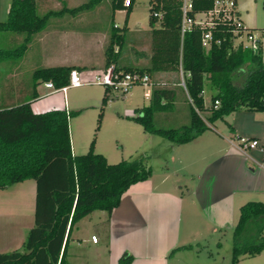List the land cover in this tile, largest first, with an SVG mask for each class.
I'll return each mask as SVG.
<instances>
[{"label": "trees", "instance_id": "obj_1", "mask_svg": "<svg viewBox=\"0 0 264 264\" xmlns=\"http://www.w3.org/2000/svg\"><path fill=\"white\" fill-rule=\"evenodd\" d=\"M99 1L85 0L68 7L65 0H59L58 8L47 7L39 13L37 8L41 0H10L6 16L0 20V31L22 33V38L15 47L0 46V60L18 58L31 35L41 30L49 17L75 13L93 7ZM147 1L149 28L145 34L149 53L146 64L119 63L133 0H129L128 5H124L123 0H108L111 16L116 9H124V16L121 26L114 24L111 17L102 66L113 63L115 69L148 75L155 71L176 73L174 86H152L148 103L140 107L141 113L129 116L141 125L142 130L178 144L212 127V122L233 110L264 112V61L258 38L256 49L244 46L240 41L234 44V24L217 17L212 19L211 27L192 23L181 33V0ZM214 1L191 0L187 14L193 17L198 12H206L212 9ZM231 1L235 4V0ZM261 7L264 11V0H261ZM153 11L159 12L160 16L152 15ZM234 13L237 15L236 10ZM207 29L211 37L209 45L204 47L201 36ZM73 67L56 64L33 68L29 96L0 107V188L27 178L34 180L33 223L27 229L20 249L0 252V264H68L66 248L75 222L94 210L109 214L131 183L145 179L151 173V166L142 155L108 162L103 154L93 151V138L85 152L72 153L68 118L78 110L51 107L35 112L31 109L29 99L36 97L33 87L37 80H51L55 87H60L66 84L68 71ZM180 72L183 85L179 84ZM204 84L211 90L207 106L202 97ZM109 89L103 86L101 104L105 103ZM178 92L188 106L187 122L177 126L154 124V112L173 110ZM204 110L207 113L201 114ZM100 117L101 111L96 128ZM263 221V201L247 200L239 205L231 229L228 264H237L241 255L252 256L263 248ZM131 259L132 255L123 251L117 260L119 264H128Z\"/></svg>", "mask_w": 264, "mask_h": 264}, {"label": "crops", "instance_id": "obj_2", "mask_svg": "<svg viewBox=\"0 0 264 264\" xmlns=\"http://www.w3.org/2000/svg\"><path fill=\"white\" fill-rule=\"evenodd\" d=\"M9 1L5 6V16ZM48 1L41 0V4H45L44 7H46ZM67 1L65 0V4L68 7L78 4H68ZM260 1L235 0L234 9L243 26L255 29L254 31L251 29L250 33L252 35L254 33V37L260 40L264 61V26H258L254 22L257 12L260 11ZM91 8L75 13L65 12L61 14L64 15L65 21H56L57 24L49 27L50 29L47 28L48 24L43 27L41 36H52L60 41L66 50L77 42L80 47L86 48L87 45L90 52L95 51L93 56L79 57L75 49L70 53L71 55L63 56L62 62L56 64L73 65V68H86L90 65L95 68L94 71L102 68L103 46L107 40L109 28L107 29L105 24L96 28L92 21L82 24L77 20L70 21ZM118 10L124 9L114 10L111 17ZM200 15H202L201 12L196 14V16ZM126 25L129 28L127 20ZM122 51L121 49L119 63L141 65L128 61L122 55ZM19 68H13L6 73V78L11 80L7 79L5 83H2V79L0 80V107L15 104L26 99L30 94L31 81L30 83L22 82L21 78L15 77L14 71L20 70ZM83 68L76 69L82 73L80 69ZM32 69L33 67L30 68V73ZM161 72L169 71H155L152 74ZM44 81L46 80H37L34 85L36 97L38 96L37 86L40 83L44 90L42 95H49L59 90L50 91V88L44 85ZM59 91L62 92L63 98L64 91ZM210 92L211 90L204 84L202 97L205 106L209 104L207 101ZM36 97L30 98L29 102ZM131 112L127 110L123 115L129 116ZM229 114H233L229 123L231 129L218 128L214 125L194 138L177 144L182 147L170 145V160L177 159L179 168H186V172L190 175L189 180L183 183V191L180 192L174 166L173 168L165 166V169L157 171L151 169L147 178L131 183L121 193L118 203L109 214L104 210H94L78 219L76 222L80 220L89 225L91 231L89 237L87 234L72 236L73 228L71 229L66 248L68 264H119L117 259L123 251L132 255L128 264H190L183 252L184 249H190L188 239L192 240L195 235L192 230L181 231L182 216L185 220L187 218L184 215L186 214L184 209L185 212L187 210L193 212V216L190 215L192 218L198 215L204 225L215 230L224 225H231L234 212L238 214V207L246 201V195H264V162H261L260 151L256 147L242 151L236 146L237 136L261 137L260 135L264 136V132L259 134L260 132L254 130L249 124L238 121L236 117L238 115H235L239 114L237 110L223 115L221 119ZM71 145L70 140V148ZM175 148L179 150L175 151ZM71 152L74 153L72 148ZM262 201L264 202V199ZM33 205V179L27 178L0 188V252L20 246L27 229L33 223ZM91 234L96 235V241H91ZM87 248L91 250L90 255L85 254Z\"/></svg>", "mask_w": 264, "mask_h": 264}, {"label": "rangeland", "instance_id": "obj_3", "mask_svg": "<svg viewBox=\"0 0 264 264\" xmlns=\"http://www.w3.org/2000/svg\"><path fill=\"white\" fill-rule=\"evenodd\" d=\"M8 0H0V20L5 18V6ZM85 0H68V4H77ZM42 5V6H41ZM37 11L43 12L47 7L57 8L60 6L59 1L49 0L48 5L41 4ZM69 16L68 14H65ZM148 15V1L147 0H133L132 8L129 12L127 24L128 30L124 34L121 49L122 55L132 63L144 64L147 61L149 53L148 37L144 30L149 28L147 22ZM124 10H118L114 13L112 21L118 26L123 23ZM58 15L48 18L46 24L47 28L53 27L57 24L56 21H65L64 15L59 18ZM198 19H207L208 14L196 16ZM78 22L86 23L92 21L96 28L106 25L110 28L109 21L111 20V10L109 9L108 0H100L91 9L79 14L78 18L70 19ZM255 24L264 26V11L261 7L256 14ZM157 24V21L155 22ZM43 29V28H42ZM33 33L24 49L23 53L17 58H6L0 60V80L2 83L11 80L6 78L8 71L13 68L20 67L18 71H14L16 78H21L22 82L30 83V68L35 66L50 65L62 62L63 56H69L75 49L78 51V56L89 55L93 56L94 52H90L87 45L80 47L76 44L69 47L67 50L63 48L61 42L52 36H41L42 31ZM46 29V28H45ZM254 31L255 29L252 28ZM257 30V29H256ZM261 33V32H260ZM107 34V33H106ZM257 35H260L259 32ZM253 33V37H254ZM11 36V38H10ZM22 38V33H14L10 31H0V46L12 48L15 47ZM243 42V35L234 36L233 43L236 44L239 40ZM133 40V41H131ZM138 41L137 43H134ZM84 44H82L83 46ZM85 46V45H84ZM78 47V48H77ZM76 55V54H72ZM264 57V51H263ZM81 60V59H79ZM79 62V61H78ZM83 77L91 75L95 68L90 65L86 68L80 69ZM177 75L173 71L154 73L149 75V80L152 86H174L173 81L176 80ZM207 83V82H206ZM207 87V85H206ZM102 84H81L78 86L67 87L63 92L56 91L49 95H42L44 92L42 83L37 86L38 96L32 101L31 109L35 112L43 111L51 107H65L70 110H78L75 114L68 118L69 137L72 141L71 148L74 153L85 152L88 148L89 141L93 138V151L103 154L108 162H115L121 158H133L139 155L151 166V169L157 171L165 169V166L176 168L178 184H180V192L184 190V184L189 180V173L186 168H179L177 159L170 160V145L173 147H182L170 142L168 139L151 132L142 130L141 125L134 121L129 116L140 114V107L148 103V97L142 96L144 89L143 84H133L127 92L121 93L117 88L108 90L107 99L104 104H101L100 98L102 93ZM41 94V95H40ZM206 99L208 93H205ZM25 96V95H24ZM23 98V97H21ZM207 101V100H206ZM209 103V100L207 101ZM100 105L102 107L100 108ZM173 110L156 111L153 114V122L160 126H177L181 123H186L188 120V106L182 95L178 92L174 100ZM131 110V115L125 116L124 112ZM101 111L99 119V126L95 129L97 124L98 113ZM239 114L236 116L238 121L244 124H249L259 134L264 132V112L238 109ZM201 114H206L207 111H200ZM229 114L223 119H216L211 124L218 128L226 129L227 123H231V116ZM261 137L263 135H260ZM178 151L179 148H175ZM191 174V173H190ZM31 179V178H30ZM247 200H263L264 195H246ZM245 202V201H244ZM189 211V212H188ZM238 212V211H237ZM181 221V231L192 230V240L190 242V249L185 250L184 254L187 256L190 264H228L229 251L231 242V229L236 220L237 213L234 212L231 225H224L218 229L211 230L208 225H204L203 220L198 215L192 218L193 212L187 210ZM196 213L194 212V216ZM264 223V221H263ZM72 236H81L89 233L91 228L83 222H76L72 227ZM79 228V230H78ZM246 231H249L248 229ZM264 233V225H263ZM188 244V243H187ZM20 249V246L17 247ZM83 250V249H82ZM84 252V251H83ZM90 255L91 250L86 249L85 254ZM237 264H264V246L255 255H241Z\"/></svg>", "mask_w": 264, "mask_h": 264}, {"label": "built area", "instance_id": "obj_4", "mask_svg": "<svg viewBox=\"0 0 264 264\" xmlns=\"http://www.w3.org/2000/svg\"><path fill=\"white\" fill-rule=\"evenodd\" d=\"M124 5L129 4V0H123ZM191 8V0H181V20H180V32L182 33L184 30L188 29L192 23H198L200 25H205L207 27H211L213 25V18L217 17L219 19H228L234 24V28L232 32L236 36L243 35V42L241 39L239 40L244 46L251 47L252 49L257 48V39L252 36L250 31H247L241 24L237 15L234 13V4L231 0H215L212 9L201 12L203 15L208 14V18L206 19H198L196 18V14L191 17L187 14V12ZM152 15L159 17L160 13L157 11H153ZM210 30L207 29L202 33L201 36V44L204 47L209 45L210 39ZM102 84L103 86H107L110 88H117L121 93L127 92L129 88L136 83L143 84L144 89L142 91V96L148 97L150 95L152 83L149 80V75L146 72H138V71H124L122 69H115L113 63H109L108 65L94 71L91 75L87 77H83L80 72L76 68H70L68 71L67 82L66 84L55 87L51 80L44 81V85L50 88V91L54 90H62L64 91L69 86H78L81 84ZM179 84L183 85V79L180 72V80ZM216 102V101H215ZM236 146L238 149L242 151H246L249 148L256 147L261 153V162H264V136L262 137H246V136H237L236 137ZM96 235L91 234V241H96Z\"/></svg>", "mask_w": 264, "mask_h": 264}]
</instances>
